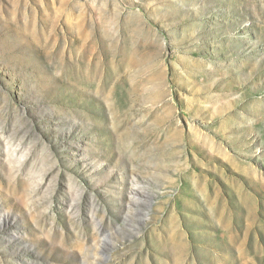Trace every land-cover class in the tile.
Returning a JSON list of instances; mask_svg holds the SVG:
<instances>
[{
	"label": "rangeland",
	"instance_id": "rangeland-1",
	"mask_svg": "<svg viewBox=\"0 0 264 264\" xmlns=\"http://www.w3.org/2000/svg\"><path fill=\"white\" fill-rule=\"evenodd\" d=\"M0 264H264V0H0Z\"/></svg>",
	"mask_w": 264,
	"mask_h": 264
}]
</instances>
